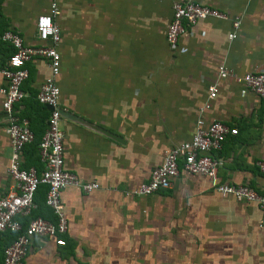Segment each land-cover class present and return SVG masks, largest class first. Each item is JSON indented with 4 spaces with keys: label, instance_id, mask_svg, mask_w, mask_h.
Here are the masks:
<instances>
[{
    "label": "crops",
    "instance_id": "1",
    "mask_svg": "<svg viewBox=\"0 0 264 264\" xmlns=\"http://www.w3.org/2000/svg\"><path fill=\"white\" fill-rule=\"evenodd\" d=\"M52 1L61 34L56 83L64 167L101 188L89 194L74 187L62 192L68 218L65 245L34 238L26 264L113 263L126 253L124 262L129 264L134 259L264 264L261 210L222 196L204 176L180 171L168 190L145 197L125 195L148 179L168 149L190 139L198 108L207 102L205 121L219 120L237 130L213 153L219 161L217 181L247 184L264 193V174L255 166L264 161V99L217 74L220 64L237 75L264 72V0H194L229 19L197 22L175 48L164 37L171 17L169 0H0V35L11 29L27 45H39L35 21L49 12ZM233 17L241 24L237 38L229 41ZM11 53L0 40V69ZM27 68L25 98L15 111L38 139L48 117L41 119L31 103L49 67L35 59ZM4 84L0 74V88ZM212 84L217 94L208 101ZM2 100L0 95V197L10 184L11 153ZM24 150L23 165L31 158L30 167L41 172L38 152L31 156Z\"/></svg>",
    "mask_w": 264,
    "mask_h": 264
},
{
    "label": "built area",
    "instance_id": "2",
    "mask_svg": "<svg viewBox=\"0 0 264 264\" xmlns=\"http://www.w3.org/2000/svg\"><path fill=\"white\" fill-rule=\"evenodd\" d=\"M169 1L171 17L164 37L171 48H175L180 37L197 22L229 19L226 13L194 0ZM57 15L56 2L52 1L49 12L37 17L35 33L39 45H27L24 38L11 29L3 31L0 35V40L12 48L11 55L0 69V74L5 80L4 86L0 88L5 116L4 130L11 150L7 166L10 184L7 192L0 197V244L6 233L14 235L12 241L3 249L0 264H26L34 238L53 239L57 246H64L68 218L61 198L62 192L68 187H74L89 194L101 188L95 181H81L64 167V133L59 127L62 110L59 105L60 89L56 83L60 70V55L56 47L61 39L60 29L55 22ZM240 24L239 17L231 19L232 31L227 36L229 41L237 38ZM35 59H43L49 67V75L36 94L40 105L51 108L45 131L37 145L41 172L35 167L25 168L23 165V151L34 142L35 135L28 121L20 118L15 111V106L25 98L22 86L29 78L27 64ZM217 74L220 79L231 78L242 83L256 97L264 99V72L252 71L237 75L225 64H220ZM207 92V99L211 101L216 97L217 87L214 84L209 85ZM208 108L209 102L198 108L194 132L190 139L168 149L161 164L151 170L148 179L125 191V195L145 197L168 190L180 171L189 175L204 176L212 181L215 191L222 196H231L236 201L255 204L262 212L258 228L264 232V193L247 184L217 181L219 161L213 153L221 149L228 136L237 135V130L219 120L205 121L203 115ZM255 166L264 174V161H256ZM40 185L46 187L44 203L51 211L53 221L32 216L38 207L35 195Z\"/></svg>",
    "mask_w": 264,
    "mask_h": 264
},
{
    "label": "trees",
    "instance_id": "3",
    "mask_svg": "<svg viewBox=\"0 0 264 264\" xmlns=\"http://www.w3.org/2000/svg\"><path fill=\"white\" fill-rule=\"evenodd\" d=\"M34 98L35 99H33L32 103H31V108H34V111L39 112V116L41 117V119L48 117V115H46V112L48 113V111L46 110V107L43 105H40L37 102L36 96ZM24 117L28 118V114L26 113L24 115ZM29 122H30V119H29ZM39 140H40V138L36 139V137H35L34 142L25 147L26 151H28L27 153H29L31 156L32 155L36 156L37 145H38ZM30 159H29V163L24 166L25 168H28L31 166V163L33 161H30ZM45 193H46V187L43 185H40L37 192H36V195H35V202H36L38 207H37V210L33 212L32 216L33 217L39 216V217H42L44 219H48V220L53 221L54 217H53L51 211L45 206V203H44ZM46 210H48V212ZM13 238H14V235L12 233H6L4 235V238L2 239L1 244H0V261L2 259L3 249L12 241Z\"/></svg>",
    "mask_w": 264,
    "mask_h": 264
},
{
    "label": "rangeland",
    "instance_id": "4",
    "mask_svg": "<svg viewBox=\"0 0 264 264\" xmlns=\"http://www.w3.org/2000/svg\"><path fill=\"white\" fill-rule=\"evenodd\" d=\"M124 253V252H123ZM127 254V253H126ZM126 254L124 257H120L119 259L121 260V262H116L114 261L113 263H103V264H129V263H125L124 261L127 260L126 258ZM145 256V255H144ZM150 263H143V261H136L135 259L132 261L131 264H154L152 263L151 261H149ZM98 264H101V263H98ZM160 264H173V263H169V262H161Z\"/></svg>",
    "mask_w": 264,
    "mask_h": 264
},
{
    "label": "water",
    "instance_id": "5",
    "mask_svg": "<svg viewBox=\"0 0 264 264\" xmlns=\"http://www.w3.org/2000/svg\"><path fill=\"white\" fill-rule=\"evenodd\" d=\"M48 110H50L51 108L50 107H46Z\"/></svg>",
    "mask_w": 264,
    "mask_h": 264
}]
</instances>
